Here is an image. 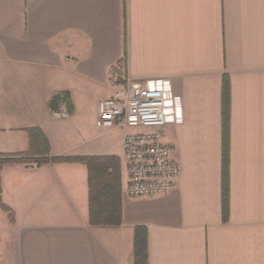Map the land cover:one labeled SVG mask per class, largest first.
Here are the masks:
<instances>
[{
    "label": "crops",
    "instance_id": "obj_1",
    "mask_svg": "<svg viewBox=\"0 0 264 264\" xmlns=\"http://www.w3.org/2000/svg\"><path fill=\"white\" fill-rule=\"evenodd\" d=\"M140 82L169 94L164 141L181 166L151 200L125 194L129 131L98 114ZM83 157L117 159L112 188V168L94 172L96 224ZM0 158V264H134L138 227L149 264H264V0H0Z\"/></svg>",
    "mask_w": 264,
    "mask_h": 264
},
{
    "label": "built area",
    "instance_id": "obj_2",
    "mask_svg": "<svg viewBox=\"0 0 264 264\" xmlns=\"http://www.w3.org/2000/svg\"><path fill=\"white\" fill-rule=\"evenodd\" d=\"M171 110L166 90L149 82L129 83L98 103L104 130L129 131L124 137L121 161L127 170L124 192L132 199H155L177 185L181 166L175 158V146L164 141ZM52 114L58 120L70 118L65 107Z\"/></svg>",
    "mask_w": 264,
    "mask_h": 264
},
{
    "label": "trees",
    "instance_id": "obj_3",
    "mask_svg": "<svg viewBox=\"0 0 264 264\" xmlns=\"http://www.w3.org/2000/svg\"><path fill=\"white\" fill-rule=\"evenodd\" d=\"M223 168H222V180H223V216L224 221H227L229 216V168H230V123H231V86L228 77L223 81ZM62 98L56 96L51 101L52 107H58ZM74 161L85 164L90 173V207H91V223L96 224L100 220V210L96 212L95 204L97 201L96 196L93 193V177L94 172L107 173L111 168L116 173L117 159L114 157H83L73 159ZM117 174L113 176L108 175L111 178L110 187L107 186L106 190L112 188L114 181H117ZM109 201V210L114 207V204ZM111 202V203H110ZM99 209V208H98ZM113 211L115 208L112 209ZM116 219V218H115ZM99 220V221H98ZM134 264H149V241L148 232L144 227H138L135 235V251H134Z\"/></svg>",
    "mask_w": 264,
    "mask_h": 264
},
{
    "label": "rangeland",
    "instance_id": "obj_4",
    "mask_svg": "<svg viewBox=\"0 0 264 264\" xmlns=\"http://www.w3.org/2000/svg\"><path fill=\"white\" fill-rule=\"evenodd\" d=\"M7 212H9L8 210H6Z\"/></svg>",
    "mask_w": 264,
    "mask_h": 264
}]
</instances>
